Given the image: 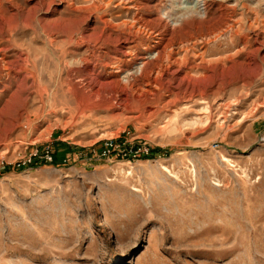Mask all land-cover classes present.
Segmentation results:
<instances>
[{
    "label": "rangeland",
    "instance_id": "1",
    "mask_svg": "<svg viewBox=\"0 0 264 264\" xmlns=\"http://www.w3.org/2000/svg\"><path fill=\"white\" fill-rule=\"evenodd\" d=\"M0 264H264V0H0Z\"/></svg>",
    "mask_w": 264,
    "mask_h": 264
},
{
    "label": "bare ground",
    "instance_id": "2",
    "mask_svg": "<svg viewBox=\"0 0 264 264\" xmlns=\"http://www.w3.org/2000/svg\"><path fill=\"white\" fill-rule=\"evenodd\" d=\"M144 65H145V63H143L142 64V67H144ZM168 68V67H167ZM88 69V68H87ZM141 70H142V76H141V80L143 79V80H145L146 81V79H148V77L150 76V74H151V72H152V70H153V68H151V69H143V68H141ZM139 71V70H138ZM87 72V71H86ZM75 76H76V74H73V73H68L67 74V77L65 78V83H66V85H68V87L71 89V90H73V92L74 91H76L77 93H80V92H82V90L83 89H81V87L80 86H78V84L74 81V79H75ZM105 80H101L100 78H99V75H96V73H95V71H94V69H90V70H88V72H87V75L86 74H81L80 75V77L82 78V80H83V84H82V86H84V87H95V86H98L99 88H100V90H102L104 87H110V86H114L116 89H119L118 91H120L121 92V90L123 91H126V94H127V90H128V88L129 89H132L133 87H134V85H133V83L132 82H130L129 84L128 83H126V84H123V80H121V78H119V75H117V74H111V73H105ZM139 80H140V78H139ZM142 80V81H143ZM149 81V80H148ZM144 82V81H143ZM148 83V82H147ZM157 86V85H156ZM150 87V86H149ZM134 89V88H133ZM148 89V88H147ZM99 90V89H98ZM149 90V89H148ZM147 90V92H149L150 93V91H148ZM132 91V90H131ZM154 91V90H153ZM76 92H74V93H76ZM139 94H140V92H139ZM148 94V93H147ZM151 94V93H150ZM150 94H149V96H150Z\"/></svg>",
    "mask_w": 264,
    "mask_h": 264
},
{
    "label": "built area",
    "instance_id": "3",
    "mask_svg": "<svg viewBox=\"0 0 264 264\" xmlns=\"http://www.w3.org/2000/svg\"><path fill=\"white\" fill-rule=\"evenodd\" d=\"M148 153V149H145ZM141 152V147L137 148L135 146L127 147L124 143H119L115 139H108L104 142L102 149H101V156L102 157H111L115 155H125V156H137ZM53 154V153H52ZM51 154V150H47L46 157L48 160L53 159V155ZM34 155H37L35 153ZM145 156V155H144ZM31 160V158H30Z\"/></svg>",
    "mask_w": 264,
    "mask_h": 264
},
{
    "label": "trees",
    "instance_id": "4",
    "mask_svg": "<svg viewBox=\"0 0 264 264\" xmlns=\"http://www.w3.org/2000/svg\"><path fill=\"white\" fill-rule=\"evenodd\" d=\"M155 151H160V152H162V150H160V149H158V150H157V149H155V150H153V152H151V154H150V155H148V156H147V155H145L144 157H145V158H150V157H153V155L155 154V153H154ZM151 155H152V156H151Z\"/></svg>",
    "mask_w": 264,
    "mask_h": 264
}]
</instances>
